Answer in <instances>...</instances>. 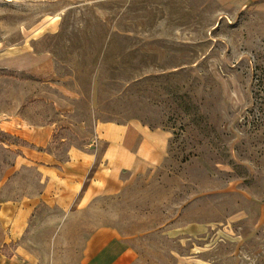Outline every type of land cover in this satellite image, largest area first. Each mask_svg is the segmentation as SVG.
I'll return each mask as SVG.
<instances>
[{"label": "rangeland", "instance_id": "374dc122", "mask_svg": "<svg viewBox=\"0 0 264 264\" xmlns=\"http://www.w3.org/2000/svg\"><path fill=\"white\" fill-rule=\"evenodd\" d=\"M0 121L56 128L62 158L103 123L162 148L117 194L39 207L38 264L101 229L132 264H264V0H0ZM19 144L0 130L1 201L40 191Z\"/></svg>", "mask_w": 264, "mask_h": 264}, {"label": "crops", "instance_id": "0c3cea01", "mask_svg": "<svg viewBox=\"0 0 264 264\" xmlns=\"http://www.w3.org/2000/svg\"><path fill=\"white\" fill-rule=\"evenodd\" d=\"M0 130L20 143L15 148L19 153L16 163L35 170L40 186L37 195L0 200V264H38L37 255L25 245L39 207L46 205L65 213L83 210L99 196L121 192L125 172L133 174L153 166L163 154L161 147L134 126L100 124L96 141L81 138V146L67 149L65 158L57 156L53 139L59 131L52 126L5 122ZM8 246H14L12 254L5 252ZM124 246L115 232L101 229L86 241L82 264H132V250Z\"/></svg>", "mask_w": 264, "mask_h": 264}]
</instances>
